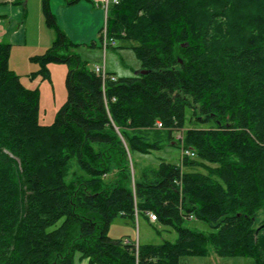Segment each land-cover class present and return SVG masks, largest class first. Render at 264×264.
I'll use <instances>...</instances> for the list:
<instances>
[{"label":"trees","instance_id":"1","mask_svg":"<svg viewBox=\"0 0 264 264\" xmlns=\"http://www.w3.org/2000/svg\"><path fill=\"white\" fill-rule=\"evenodd\" d=\"M42 5L54 39L33 59L45 75L47 62L68 65L67 100L41 124L39 91L10 69L11 45L0 42V264H180L211 252L264 264V0H119L107 35L131 46L146 73L105 82L78 54H62L77 44ZM188 109L189 122L214 126L184 130L181 142L220 166L183 171L200 164L183 156L182 166L161 161L131 178L128 155L181 149ZM112 170L120 177L109 184ZM148 212L176 241L109 234L116 217ZM191 215L213 231L189 227Z\"/></svg>","mask_w":264,"mask_h":264},{"label":"rangeland","instance_id":"2","mask_svg":"<svg viewBox=\"0 0 264 264\" xmlns=\"http://www.w3.org/2000/svg\"><path fill=\"white\" fill-rule=\"evenodd\" d=\"M85 2L86 4H84L79 9H70L66 6H64L63 9L61 5H58L55 9L56 13L52 11L56 17L58 25L65 31L72 42L77 43L76 46L68 48L66 51L62 52V54H78L83 63H85L90 69H93L97 64L102 65L105 63L107 72L114 71L116 73V77L118 75L130 76L136 74L140 70H145L142 69V65L131 46H126L123 48L108 47L104 52L99 42H97L96 45H92L93 41L98 40V35L97 33L95 34L97 31L91 32L92 28L95 29L93 24L95 23V21H93V11H96V9H101L105 19L106 15L103 8L96 7L91 0H85ZM78 12L84 13L79 14L83 17H78ZM231 17L233 16L231 15ZM105 19L101 24L102 26L105 24ZM86 25L90 26V28L84 29ZM184 44L187 45L189 42L185 41ZM31 52H26L25 54L18 56L12 55L10 56L11 58L9 59L8 63L10 69L21 76V81L27 88L37 89L39 91V122L41 124L49 125L55 121L59 110L67 100L66 75L68 72V65L62 62H47L45 66L47 75H45L44 71L42 70V64L38 60L33 59L34 56L40 55L44 52H39L38 54H31ZM24 56H27V58ZM187 117L188 120L185 123V126L175 133L176 137L180 132H182L183 136V131L189 128L207 129L211 126H214L212 122L195 123L193 119L191 122H189V118L191 117V110L189 109L187 111ZM117 132H119V130H117ZM224 150L225 152L230 153V156L235 155L233 150L229 149L228 147H226ZM191 158L198 160L200 164L194 167L182 166L183 154L181 149L176 146L164 144L162 148L153 149L148 153L135 152L131 156L128 155V172L130 177L133 178L134 175L138 176L139 170L141 168L158 167L161 161L178 163L182 166L183 171L198 172L203 175H211V170H214L220 166L219 163L209 162L204 158H200L197 154ZM74 170L77 172H82L77 169L76 166ZM119 177V172H117V170H112L104 178L105 182L113 184L117 182ZM212 177L217 178L215 174L212 175ZM68 178H71V176H68ZM263 217L264 209L258 212V219L261 220ZM152 223L153 224L148 223L145 221V218L142 217H139L136 222L131 220L125 222L123 218L116 217L111 224L109 234L113 237L125 235L127 239L133 241L136 243V245H138V242L142 244H160L165 240L176 241L177 233L175 230L159 223L158 221H153ZM186 224L195 230L204 232L205 234H209L213 231L212 227L208 223L195 218H190ZM184 263L255 264V261L252 257L246 256H219L215 261L214 259L213 261H210L208 256L205 258L185 256L180 260V264ZM76 264H89V262L88 260H83L82 262L76 260Z\"/></svg>","mask_w":264,"mask_h":264},{"label":"crops","instance_id":"3","mask_svg":"<svg viewBox=\"0 0 264 264\" xmlns=\"http://www.w3.org/2000/svg\"><path fill=\"white\" fill-rule=\"evenodd\" d=\"M42 3L43 0H0V42L11 45L10 56H18L31 51V54H38L39 52H44L51 46L54 39V32L46 24ZM49 4L51 11L55 12L58 5H61L63 9L64 6L70 9H79L86 4V2L85 0H78L76 3L70 4L69 0H49ZM79 14L84 13L78 12L77 15ZM93 14V21H95V23H92L96 30L92 28L91 32L97 31L95 34L97 33L99 37V32L103 27L101 24L105 16L103 17L101 9L94 10ZM80 16L81 15L78 17ZM86 28H90V26L86 25L84 29ZM10 56L9 59L11 58ZM24 57L27 58V56ZM108 72L115 73L114 71ZM145 221L153 224L147 218ZM120 236L125 237V235ZM207 256L210 258V261H213V259L215 261L217 257H219V255L213 252L205 256L196 257L205 258Z\"/></svg>","mask_w":264,"mask_h":264},{"label":"built area","instance_id":"4","mask_svg":"<svg viewBox=\"0 0 264 264\" xmlns=\"http://www.w3.org/2000/svg\"><path fill=\"white\" fill-rule=\"evenodd\" d=\"M91 1L96 7H101L105 11L106 19H105V24H104L103 29H102L103 38H102V42H101V47L105 52L108 47H114V46H117V44H118V41L116 39L108 37V35H107V19H108V13H109L110 7L113 4H117L119 2V0H91ZM93 71L97 75L101 76V78L103 79V82H105V80L107 78H111L112 80H115L117 78L115 75H110L107 72L106 67H105V63L102 65L97 64L93 68ZM156 126L158 128H161V127H163V124L160 120H157ZM175 139L180 141V142L183 141L182 132H180L179 135H177V137H175ZM181 145H182L181 151H182L183 156L194 157L196 155V152L193 149L184 147L182 142H181ZM148 216H149V220L152 222L157 221V219H158L156 214L153 212H148ZM190 218H195V216L191 215Z\"/></svg>","mask_w":264,"mask_h":264},{"label":"water","instance_id":"5","mask_svg":"<svg viewBox=\"0 0 264 264\" xmlns=\"http://www.w3.org/2000/svg\"><path fill=\"white\" fill-rule=\"evenodd\" d=\"M141 73H146V70H140ZM138 73V72H137Z\"/></svg>","mask_w":264,"mask_h":264}]
</instances>
